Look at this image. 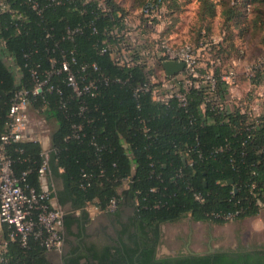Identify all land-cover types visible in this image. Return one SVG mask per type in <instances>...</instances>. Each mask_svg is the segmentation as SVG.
Wrapping results in <instances>:
<instances>
[{"label":"trees","instance_id":"trees-1","mask_svg":"<svg viewBox=\"0 0 264 264\" xmlns=\"http://www.w3.org/2000/svg\"><path fill=\"white\" fill-rule=\"evenodd\" d=\"M133 1L139 10L157 3L153 12L163 3ZM203 5L213 17L214 5ZM226 6L220 40L195 45L204 48L198 78L183 73L178 80L181 102L175 96L154 100L152 81L160 78L156 65L163 72L159 45L165 39L155 41L149 58L140 55L126 37L130 14L115 0H0V138L11 121L14 94L25 90L26 127L31 115L37 117L50 141L47 152L25 137L3 147L0 141V153L20 186L45 189L61 209V235L70 246L64 264L86 262L84 254L75 257L74 241L108 220L125 230L128 225L140 239L137 264H264V249L157 257L165 225L188 220L223 226L264 212V103L253 112L252 91L240 101L230 98L225 78L233 60L224 57L227 28L251 16L244 32L262 25L264 0ZM139 16L141 30L155 18L152 12ZM64 62L67 72L61 70ZM208 74L215 81L212 91L201 79ZM246 78L253 88L261 85L264 65ZM39 83L41 91L32 94ZM111 199L116 209L107 212ZM88 207L98 210L96 217ZM13 233L0 222V264H55L41 239L29 235L22 245L18 235L9 238Z\"/></svg>","mask_w":264,"mask_h":264},{"label":"rangeland","instance_id":"rangeland-1","mask_svg":"<svg viewBox=\"0 0 264 264\" xmlns=\"http://www.w3.org/2000/svg\"><path fill=\"white\" fill-rule=\"evenodd\" d=\"M162 1L159 11L152 16L155 17L154 20L141 30L139 9L134 1L115 0L130 14L128 18L130 32L126 36L127 41L135 45L139 54L146 58L154 53L155 41L159 38L167 40L170 45L176 47L189 44L194 49H199L195 45L202 39L219 41L222 37V29L226 28L223 11L227 8L226 5L231 6L232 2V0H207L215 7V15L210 17L203 5L204 0ZM251 19L252 16L250 19L244 17L239 21L241 24L232 25V27L230 25L226 34L224 57L228 63L232 60L233 63H237L235 66L232 65L233 71L234 73L241 71L240 84L242 86H244L242 80H247V69L258 61H264V16L262 25H251L244 32L242 29L245 21L250 22ZM122 53L128 56L126 51ZM203 55L206 56L205 53ZM198 65L202 67L201 62ZM158 68L156 65V75L161 76L162 72ZM27 127L32 129L33 127H45V125H41L39 119L31 115ZM161 232L163 245L158 250V257L175 256L186 252L203 254L209 248L226 252L264 249V213L255 220L230 222L227 226L219 227L183 220L163 226ZM58 258L59 256H56L53 261L49 257L55 264H58L56 262Z\"/></svg>","mask_w":264,"mask_h":264},{"label":"built area","instance_id":"built-area-1","mask_svg":"<svg viewBox=\"0 0 264 264\" xmlns=\"http://www.w3.org/2000/svg\"><path fill=\"white\" fill-rule=\"evenodd\" d=\"M55 1V0H51ZM100 5L102 0H97ZM157 3L151 1L150 4L145 5L139 10V12L145 14L149 13L154 15L157 12H153L157 9ZM78 30L68 32V34H74ZM194 49L189 44L180 46H173L168 41L163 40L160 42L159 55L164 57V62L172 61L182 63L184 69L182 72L177 73L174 76L168 77L164 70L158 81H152V84H156L153 87L152 95L156 101H164L170 97H177L181 102L184 98L179 94L178 80L184 73L187 76L198 78L197 68L200 60V54L204 48ZM162 63V65H163ZM150 65V63H149ZM264 65V61H258L256 64L250 66L247 71V77H251L253 69L259 68ZM163 68V67H162ZM61 70L64 72L69 71L68 65L64 62L61 66ZM203 83L213 90L215 81L211 74L201 77ZM231 85L234 84L235 73L230 70L228 76L225 78ZM69 85L77 91L76 83L73 76H68ZM44 83H39L34 88L32 94H37L41 91V87ZM184 88L189 86L188 81H184ZM92 86H88L83 89V92H88ZM148 90V87L140 88V90ZM79 94V92H77ZM28 92L25 90L17 91L13 96L11 108L9 110V117L11 119L8 124V129L1 136L0 141L2 147L11 143H16L25 137L24 131L26 127L27 115L24 111L27 101ZM46 171V163L43 162L39 169V176L44 177ZM20 181L12 177L10 171V160L4 157L0 153V222L6 223L14 228L15 234H11L9 238L13 240L16 235L20 237L21 244L24 245L26 238L32 235L34 239H41V245L47 251H60L63 247L64 241L61 235L62 230V216L63 213L59 207L56 206L54 200L50 197L49 193L45 191L36 193L32 189H27L19 184ZM197 201H201L199 195L195 196ZM92 210L97 213L96 208L91 207ZM116 209L115 199H111L106 206L105 211L113 212ZM43 235V238H42Z\"/></svg>","mask_w":264,"mask_h":264},{"label":"flooded vegetation","instance_id":"flooded-vegetation-1","mask_svg":"<svg viewBox=\"0 0 264 264\" xmlns=\"http://www.w3.org/2000/svg\"><path fill=\"white\" fill-rule=\"evenodd\" d=\"M124 228L127 230L117 227L113 220L104 222L102 226L94 225L88 236H82L74 242L75 257L81 254L87 257L86 262L82 259L80 264H137L136 259L141 252L140 239L130 235L133 229L128 225ZM208 250L214 253V250Z\"/></svg>","mask_w":264,"mask_h":264},{"label":"crops","instance_id":"crops-1","mask_svg":"<svg viewBox=\"0 0 264 264\" xmlns=\"http://www.w3.org/2000/svg\"><path fill=\"white\" fill-rule=\"evenodd\" d=\"M1 49V47H0ZM233 65H237V63H233ZM241 71H236L235 72V80L234 84L231 86L230 90V98L233 101H240L242 100L245 95L249 92L252 91V100L248 104V108L252 109L253 112H259V106H261L264 103V82L259 85L256 88H253L249 81L242 80L244 82V86H242L241 83ZM232 104V103H231ZM41 125H43V122L39 121ZM25 138H28L33 141H37L40 143L41 148L43 152H47L49 147H50V141H49V136H48V128L47 127H25ZM87 211L91 215V217H96V213L92 210L91 207L87 208ZM264 212H261L257 217L254 218H249L245 219L242 222L250 221V220H255L257 218H260ZM230 224V223H229ZM228 224H225L227 226ZM224 226V225H223ZM213 227H216L214 225ZM219 227V226H218ZM73 242V240H70ZM75 242V241H74ZM70 246L66 245L65 243L63 244V247L60 251H49V257L54 261L56 259V256H59L58 261H56L58 264H64V255L68 253Z\"/></svg>","mask_w":264,"mask_h":264},{"label":"water","instance_id":"water-1","mask_svg":"<svg viewBox=\"0 0 264 264\" xmlns=\"http://www.w3.org/2000/svg\"><path fill=\"white\" fill-rule=\"evenodd\" d=\"M162 67H163L165 74L168 77L174 76L177 73L182 72L184 69V66L182 63L172 62V61L164 62ZM190 254H194V253H190ZM195 254H198V253H195Z\"/></svg>","mask_w":264,"mask_h":264}]
</instances>
